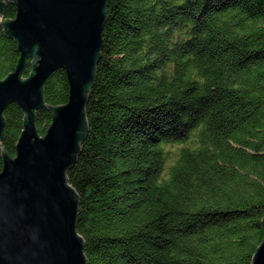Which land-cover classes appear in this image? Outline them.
Listing matches in <instances>:
<instances>
[{
	"label": "trees",
	"instance_id": "1",
	"mask_svg": "<svg viewBox=\"0 0 264 264\" xmlns=\"http://www.w3.org/2000/svg\"><path fill=\"white\" fill-rule=\"evenodd\" d=\"M15 15L6 3L0 23ZM18 59L0 28V81ZM43 98L67 104L65 71ZM22 116L3 114L12 160ZM86 121L66 174L86 264L251 263L264 239V0H108ZM50 124L35 113L39 137Z\"/></svg>",
	"mask_w": 264,
	"mask_h": 264
},
{
	"label": "water",
	"instance_id": "2",
	"mask_svg": "<svg viewBox=\"0 0 264 264\" xmlns=\"http://www.w3.org/2000/svg\"><path fill=\"white\" fill-rule=\"evenodd\" d=\"M6 3L16 15L0 28L19 59L0 81V141L10 105L22 111L23 129L13 160L0 147V264H86L76 233L78 196L66 174L88 132L86 106L108 0H0V16ZM28 62L31 73L24 79ZM59 70L65 71L68 102L51 108L43 88ZM42 109L51 115L43 138L35 129V113ZM261 222L264 227V217ZM250 264H264V239Z\"/></svg>",
	"mask_w": 264,
	"mask_h": 264
}]
</instances>
